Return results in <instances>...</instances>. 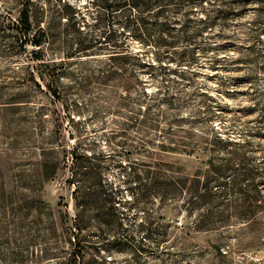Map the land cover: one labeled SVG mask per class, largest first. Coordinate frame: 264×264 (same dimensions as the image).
Returning <instances> with one entry per match:
<instances>
[{
  "label": "rangeland",
  "instance_id": "obj_1",
  "mask_svg": "<svg viewBox=\"0 0 264 264\" xmlns=\"http://www.w3.org/2000/svg\"><path fill=\"white\" fill-rule=\"evenodd\" d=\"M87 1L0 0V264H264V202L256 222L232 224L226 237L189 229L198 160L161 150L158 130L132 126L131 69L117 55L155 64L137 77L168 116L217 110L212 125L241 128L260 158L264 7L232 16L181 78L166 44L140 42L124 15ZM147 165L169 168L184 187L175 203L145 186ZM134 173L143 185L132 191ZM253 195L264 199V187Z\"/></svg>",
  "mask_w": 264,
  "mask_h": 264
},
{
  "label": "trees",
  "instance_id": "obj_2",
  "mask_svg": "<svg viewBox=\"0 0 264 264\" xmlns=\"http://www.w3.org/2000/svg\"><path fill=\"white\" fill-rule=\"evenodd\" d=\"M87 4L100 14L124 15L140 33V42L166 44L163 51L166 55L173 54L170 59L175 58L179 67L173 71L184 78L190 73L182 65L197 63L199 59L195 51L205 47L201 43L210 42L215 36L222 37L220 33L226 29L232 16H241L250 9L260 10V7H264V0H88ZM24 21L29 24L26 13ZM251 25V32L257 33L259 27L254 23ZM207 29H216L217 33L205 34ZM234 39L238 38L235 36ZM117 55L119 59H127L126 66L131 69L129 89L134 93L132 126L158 130L155 135L161 137V150L193 155L198 160L186 204L189 207L187 216L190 217V212H193L189 229L204 236L218 232L221 237H226L230 230L224 229L232 224L256 222V210L261 207L257 202L263 203L264 199L253 194L264 187V179L257 182L253 180L255 177H264V145L259 147L260 158L250 155L248 148L251 144L241 128L224 125L220 130L212 125V119L221 114L217 110L207 108L203 118L191 115L184 118L177 113L168 116L160 102L155 101L158 93H154V97L146 94L137 77L138 69L154 68L155 64L143 58L146 54ZM211 62L212 67L217 64L216 60ZM165 67L161 64L159 69ZM159 73L166 76L165 72ZM260 96L259 115L255 122L261 129L256 133L264 139V88ZM165 98V101L170 100ZM157 103L155 111L153 107ZM168 170L163 166L152 170L147 165L145 186L149 185L154 191L153 195H157L163 204L170 205L176 202L185 189L168 174ZM133 178L135 186H131L133 182L128 181L132 191L137 188V184L143 185L137 173H134ZM136 200L133 192V201ZM231 209L235 211L231 212ZM146 231L148 234L153 233L150 227ZM212 246L220 251L219 244Z\"/></svg>",
  "mask_w": 264,
  "mask_h": 264
}]
</instances>
